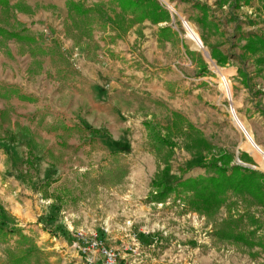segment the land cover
I'll return each instance as SVG.
<instances>
[{"label":"rangeland","instance_id":"374dc122","mask_svg":"<svg viewBox=\"0 0 264 264\" xmlns=\"http://www.w3.org/2000/svg\"><path fill=\"white\" fill-rule=\"evenodd\" d=\"M208 2L214 7L200 5L198 0H153L164 6L172 27L168 29L182 43L186 60L195 66L189 76H210L206 100L193 91L195 97L185 101L181 86L148 89L150 76L133 69L138 64V47L129 53L131 64L111 63L118 78H126L123 84L119 82L122 91L131 94L114 96L111 112L115 125L107 122L120 133L112 134L94 113L89 122L97 128L86 136L88 141L81 142V135L70 152L60 151L56 168L53 151L41 157L53 162H47L51 167L46 166L47 176L40 183L37 175L43 167L33 161L32 150L28 151L31 161L16 168L25 175L26 188L20 185L12 190V198L0 194V264H86L77 233L98 228L104 220L111 241L121 243L138 234L142 254L153 264H264V125L261 120L245 118L238 108L236 86L224 69V63L230 62L228 55L210 50L212 36H227V50L234 54L241 39L237 44L233 35L244 33L249 24H262L253 30L264 33V0ZM192 4L206 8L202 19ZM101 9L110 12L108 7ZM96 40L67 31L59 43L63 63L74 71L85 61L107 67V61L92 53L102 47ZM250 44L243 47L250 53H264L262 37ZM105 51L108 58L119 59ZM216 68L227 77L231 96ZM65 106L62 102L61 107ZM219 155L226 156L228 172L230 166H239L244 173L260 175L262 195L227 189L211 207L197 204L194 191L183 182L216 176L208 164ZM222 161L218 164H224ZM57 170H69L72 177L65 173L59 182ZM1 173L13 170L2 169ZM156 181L162 184L156 185Z\"/></svg>","mask_w":264,"mask_h":264},{"label":"crops","instance_id":"0c3cea01","mask_svg":"<svg viewBox=\"0 0 264 264\" xmlns=\"http://www.w3.org/2000/svg\"><path fill=\"white\" fill-rule=\"evenodd\" d=\"M92 1L94 3H90ZM198 1L200 5L202 2L214 7L208 0ZM181 3L185 4L184 1ZM159 5H155L153 0H9L4 18L0 12V194L5 199L13 197L10 192L15 188L25 187L23 178L26 177L16 168L27 164L28 151L32 150L36 156L33 161L43 167L37 181L44 182L46 166H50L47 162L53 160H42L41 157L53 151L54 161H57L60 151L70 152V146L77 145V137L82 135L81 142L88 141L86 136L97 128L89 122L94 113L112 134L120 133L114 126V114L111 112L115 107L114 96L125 98L131 94L122 91L119 82L123 84L126 78H118V72L111 69V63L131 64L128 56L132 47L139 48L138 64L133 69L150 76L148 89L181 86L185 101L195 97L193 91L206 100L210 76L206 73L196 78L189 76L195 66L191 60H186L187 53L183 51L182 43L176 41L171 34L173 30L168 29L171 27L170 18L163 12L164 6ZM104 6L110 12H103L101 8ZM192 8L195 12L200 11L202 19L206 8L193 4ZM255 26L246 25L244 33L233 35L237 44L238 38L241 39L234 54L227 50V36H212L210 50L228 55L230 62L224 63V69L230 73L236 86L238 108L245 118L250 116V120H261L264 125V53H250L243 47L258 37L264 39L263 31L253 30ZM67 31L69 35L85 40L96 38L97 45L102 47L92 53L109 65L101 67L85 61L78 71H74L63 63L59 43ZM14 32H18L21 39H16ZM108 47L110 50L106 49ZM103 48L119 59L108 58ZM215 70L220 81L226 83L228 96H231L227 77L219 73L220 69ZM105 76L114 79L111 81ZM137 77L136 74L135 79ZM191 86L195 87L192 92ZM62 102L66 105L64 108L61 107ZM107 121L114 125H108ZM117 123L116 126L120 127ZM243 128L246 135V128ZM77 130H80L79 136ZM84 148L89 149L88 146ZM62 158H67V155ZM56 161L55 168L58 165ZM2 169H11L13 173L3 174ZM68 171H56L59 182L65 173L72 177ZM32 181L36 182V178Z\"/></svg>","mask_w":264,"mask_h":264},{"label":"trees","instance_id":"16d2710c","mask_svg":"<svg viewBox=\"0 0 264 264\" xmlns=\"http://www.w3.org/2000/svg\"><path fill=\"white\" fill-rule=\"evenodd\" d=\"M0 6L2 12H5L9 6V0H0ZM16 39H21V36L14 32ZM251 45V44H248ZM219 159L213 158L212 162H209L208 167L215 169L216 176H209L208 178L188 179L183 182V185L190 188L195 193V202L204 208H209L215 204L217 197L220 193L227 189H231L233 192L242 193H256L262 195V180L259 179L260 175L255 172L244 173L239 166H230V171L224 163L226 161L225 155H219ZM222 163L219 165L218 161ZM156 185H161L160 181L154 182Z\"/></svg>","mask_w":264,"mask_h":264},{"label":"built area","instance_id":"2783aa9c","mask_svg":"<svg viewBox=\"0 0 264 264\" xmlns=\"http://www.w3.org/2000/svg\"><path fill=\"white\" fill-rule=\"evenodd\" d=\"M231 108V105H230ZM108 221H102L98 228H88L77 233L79 251L86 264H153L142 254L139 235L134 233L121 243L107 239Z\"/></svg>","mask_w":264,"mask_h":264},{"label":"bare ground","instance_id":"6f19581e","mask_svg":"<svg viewBox=\"0 0 264 264\" xmlns=\"http://www.w3.org/2000/svg\"><path fill=\"white\" fill-rule=\"evenodd\" d=\"M201 44V43H200ZM202 45V44H201Z\"/></svg>","mask_w":264,"mask_h":264},{"label":"water","instance_id":"95a60500","mask_svg":"<svg viewBox=\"0 0 264 264\" xmlns=\"http://www.w3.org/2000/svg\"><path fill=\"white\" fill-rule=\"evenodd\" d=\"M207 56H208V54H207Z\"/></svg>","mask_w":264,"mask_h":264}]
</instances>
